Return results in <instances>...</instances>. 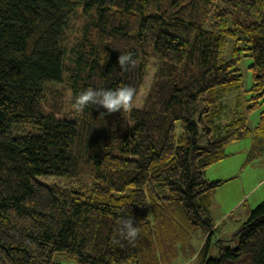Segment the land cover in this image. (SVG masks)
<instances>
[{"label": "trees", "instance_id": "1", "mask_svg": "<svg viewBox=\"0 0 264 264\" xmlns=\"http://www.w3.org/2000/svg\"><path fill=\"white\" fill-rule=\"evenodd\" d=\"M247 56L251 96L229 114ZM123 86L130 110H72L89 87ZM263 103L264 0H0V264H264V200L235 247L197 246L227 182L205 171L251 134L261 155L264 109L248 117ZM131 216L134 244L119 235Z\"/></svg>", "mask_w": 264, "mask_h": 264}, {"label": "rangeland", "instance_id": "2", "mask_svg": "<svg viewBox=\"0 0 264 264\" xmlns=\"http://www.w3.org/2000/svg\"><path fill=\"white\" fill-rule=\"evenodd\" d=\"M81 26L80 16L72 21V34L74 37L76 31L78 32ZM244 54H249V51H244ZM251 64L250 57H244L238 68L242 75V84L239 88L231 90L226 94L227 109H231L229 114L236 106V95H241L243 105L247 104L246 99L250 98L251 93L246 94L252 86V73L248 66ZM53 99L50 97L48 104L52 105ZM47 105L45 108L48 109ZM264 109V103L257 109L253 110L248 117V125L251 129L255 127L258 122L259 114ZM23 133L31 132L30 127H24ZM253 134L243 138L242 140L230 144L226 152L228 156L222 161L215 163L208 170L205 171L204 178L208 181L217 179L227 180L213 191V204L211 209L214 226L212 228L213 234L205 235L202 239L197 240V246L202 248L206 245L207 254L210 258L218 255V240H227L223 245L235 247L237 242L233 240L234 235L240 228L241 224L247 219L250 211L262 200H264V150L260 156L256 157L249 155ZM255 154V152H253ZM231 178V180H229ZM40 181L49 185H57L58 187H70V183L66 179L58 178H39ZM263 180V181H262ZM261 181V182H260ZM260 182V183H259ZM199 260V259H198ZM198 260L189 262L178 261L176 264H198ZM54 262L57 264H75L73 261L66 259L62 255H56Z\"/></svg>", "mask_w": 264, "mask_h": 264}, {"label": "clouds", "instance_id": "3", "mask_svg": "<svg viewBox=\"0 0 264 264\" xmlns=\"http://www.w3.org/2000/svg\"><path fill=\"white\" fill-rule=\"evenodd\" d=\"M118 63L126 68L134 63L131 53H120ZM135 90L130 86L115 89H96L89 87L80 92L72 102V110L82 111L88 105L106 109V113L130 110L133 106ZM105 113V114H106ZM139 229L133 216L123 220L119 235L128 243L134 244L139 236Z\"/></svg>", "mask_w": 264, "mask_h": 264}, {"label": "crops", "instance_id": "4", "mask_svg": "<svg viewBox=\"0 0 264 264\" xmlns=\"http://www.w3.org/2000/svg\"><path fill=\"white\" fill-rule=\"evenodd\" d=\"M207 170H208V169H207ZM206 172H207V171H206ZM229 179L231 180V178H229ZM217 180H220V179H217ZM224 180H225V179H224ZM263 180H264V179H263ZM263 180H262V181H263ZM214 181H215V180H214ZM260 182H261V181H260ZM260 182H259V183H260Z\"/></svg>", "mask_w": 264, "mask_h": 264}]
</instances>
